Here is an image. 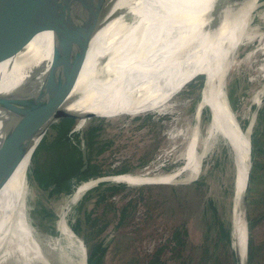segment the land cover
Returning <instances> with one entry per match:
<instances>
[{"label": "rangeland", "instance_id": "1", "mask_svg": "<svg viewBox=\"0 0 264 264\" xmlns=\"http://www.w3.org/2000/svg\"><path fill=\"white\" fill-rule=\"evenodd\" d=\"M255 7L244 17L249 19L247 32H242L236 38L240 33L236 30V34L232 36L235 16L225 23L219 33L212 37L211 33H208L205 45L226 48L232 43L238 44L237 40L240 38L247 42L240 44L235 50V63L226 75L225 92L236 122L242 131L247 133L251 151L253 139L259 149L256 159L260 165H264V75L257 71L264 62V53L256 52L246 59L249 52L264 45V0H259ZM142 17L143 15H138L135 20ZM126 19L130 21L132 16L127 15ZM255 34L261 36L257 37ZM86 70L85 66L79 73L82 74ZM215 71L205 69L201 73L186 75V72L180 70V77H171L172 80L168 82L169 92L154 95L150 100V103L159 101L168 103L166 113L144 111L131 116L124 111H112L111 108L104 107L96 113L100 117L72 123L71 132L80 134L79 149L81 147L90 159L93 171L102 174L97 176L101 179L93 180L97 177L87 179L88 182L98 183L82 194H78L77 191L87 182L86 180L75 183L69 194L49 195L29 174L25 207L27 227L41 243L48 261L43 258H33L34 260L31 258L28 264H77V262L81 264L80 257L85 253L78 237L82 238L84 244L86 238L90 243L96 240L106 245L102 264H146L156 250L160 251V257L166 264H181L182 260L187 261V264H207L200 256V249L196 250L195 247L201 245L212 213L224 227L230 228L231 250H234L232 230L236 204L233 201L236 165L227 142L221 137L209 142L202 154L197 173L186 169L179 175L174 174L186 163L185 151L193 125L196 123L194 114L199 107H202L201 135L205 134L210 112L207 107L205 108L207 87L204 82L206 78H213L216 75ZM76 83L77 81H72L58 104L63 102ZM88 85L90 92L87 99H91L97 91L98 93L87 108L85 96L78 97L75 103L82 102L80 111H95L103 101L99 92L105 88L104 85L101 84L96 90L97 86L92 81L83 84L84 88ZM81 92L76 90V94ZM114 113L116 114L112 115ZM82 122H85V125L80 127ZM54 131L55 129L49 131L47 139L51 138ZM88 133L91 142L87 146ZM77 139L73 138V143L77 144ZM198 147L197 152L201 154L202 145ZM252 157L251 152V162ZM62 160L63 157H59L58 152L53 149L50 151V147H47L32 166L38 168L41 176H45L51 166L54 169H61L59 165ZM122 169L132 175H119L117 172ZM17 174L19 175L18 172ZM114 174H118L119 179L114 177L115 180H112L110 178L113 177H110L102 180L104 176ZM165 174H168V177L162 176ZM254 175L249 184L247 200V219L253 221L250 229L248 226V238L252 237L255 246L254 260L264 264V218L257 219L264 212L262 205L264 169H256ZM109 179L124 183L125 186L119 188L114 196L94 211L93 198L87 200L83 198L101 181ZM209 199L212 201L210 204ZM128 201L130 203L121 215V206ZM60 222H67L72 230L71 236L74 235L73 237L77 239L78 248L70 244L71 237L66 235L61 236L58 247H49L50 241L59 237L56 225ZM180 222L185 223L188 233L186 243L183 246L178 243L173 248L174 242L168 238L172 227ZM70 223L77 227L78 233L72 229ZM99 231L100 234H97ZM85 249L87 253V246ZM27 263L13 253L2 264Z\"/></svg>", "mask_w": 264, "mask_h": 264}, {"label": "bare ground", "instance_id": "2", "mask_svg": "<svg viewBox=\"0 0 264 264\" xmlns=\"http://www.w3.org/2000/svg\"><path fill=\"white\" fill-rule=\"evenodd\" d=\"M219 1L119 0L78 61L71 74L72 81H77V83L63 102L58 104V109L76 111L84 116L89 113L96 114L104 107H109L112 111H124L131 116L144 111H156L163 114L167 112L168 103L162 101L150 103V100L154 95L169 92L168 82L172 80L171 77H180V70L186 72V75H193L201 73L205 69H215L216 75L213 78H206L204 82L207 87L205 108L207 107L210 112V120L205 128V134L204 136L201 135L202 107H199L194 114L196 123L193 125L185 151L186 163L182 169L180 168L174 174L179 175L186 169L194 170L197 173L202 154L209 142L216 137H221L227 142L232 150L236 165L233 198L236 204L233 211L232 243L239 252L240 264H244L247 233L242 198L245 193L250 164V146L247 133L237 127L235 117L227 103L225 79L228 71L235 63L236 48L247 42L240 38L237 40L238 44L232 43L226 48L224 46L217 48L205 45L207 42L206 35L211 33L212 37L219 33L218 31L228 21L224 20L221 24H212L207 19V14ZM258 1L249 0L244 7L247 12L236 15L233 21L235 26L232 36L236 34V30L240 31L236 38L242 32H247L249 19L244 17L256 8ZM127 15L132 16L130 21L126 19ZM138 15H143V17L135 20ZM201 16L204 17L200 19ZM255 35L261 36V34ZM27 48L23 56H17L15 59L0 63V91L11 88L23 76V72L20 73L21 69L25 71L34 67L37 62L50 59V31L36 34L28 43ZM256 52L264 53V45L249 52L246 59H249ZM83 65L86 66L87 70L80 74L79 72L84 68ZM257 71L264 75V62L257 68ZM183 78L184 76L181 77V80ZM90 81L97 86L96 90L101 84L104 85L105 88L99 92L103 101L95 111H80L82 102L75 103L76 99L85 96V108H87L90 107L91 100L98 93L97 91L96 95L87 99L90 86L84 88L83 84ZM71 83L65 88L63 96ZM76 90L82 92L76 94ZM2 112L3 110L0 109V117ZM83 124L85 125V122H82L80 127ZM200 144L202 151L201 154H198L197 148ZM30 152L0 190V262H6L13 253L26 263L31 258H43L48 261L41 243L32 233V230L27 227L24 175L29 164ZM126 174L130 173L119 175ZM119 175L107 178L115 180L114 177ZM162 176L168 177V174ZM124 181L122 180V182ZM96 182L87 181L78 189L77 193L82 194ZM56 228L59 237L50 241V248L58 247L57 245L60 244L58 241L62 235L63 237L65 235L70 236V244L78 248L77 239L73 237L74 235L71 236L72 230L67 222L58 223ZM53 252L55 253V251ZM80 258L81 264H86V254Z\"/></svg>", "mask_w": 264, "mask_h": 264}, {"label": "water", "instance_id": "3", "mask_svg": "<svg viewBox=\"0 0 264 264\" xmlns=\"http://www.w3.org/2000/svg\"><path fill=\"white\" fill-rule=\"evenodd\" d=\"M118 1L0 0V63L23 56L28 49V43L39 32L51 33L50 59L37 62L34 67L25 71L21 69L23 76L11 88L0 91V109L3 110L0 117V190L31 151L24 175L27 185L33 157L49 131L56 125L63 121L100 117L91 113L85 117L76 111L59 110L58 102L65 88L71 83V74L91 39L110 16ZM248 1L220 0L207 14V19L212 24L232 20L237 14L247 12L244 7ZM236 124L242 131L237 122ZM249 146L250 164L242 198L247 233L244 264H247L248 252L247 200L252 164L250 140ZM115 175L118 174L104 176L102 180ZM100 179L101 177H97L93 180ZM78 238L85 249L82 238ZM233 249L235 264H240L239 252L234 245ZM85 254L87 264L86 249ZM2 263L4 262H0Z\"/></svg>", "mask_w": 264, "mask_h": 264}, {"label": "trees", "instance_id": "4", "mask_svg": "<svg viewBox=\"0 0 264 264\" xmlns=\"http://www.w3.org/2000/svg\"><path fill=\"white\" fill-rule=\"evenodd\" d=\"M262 113L263 111L260 112L261 115ZM73 122L74 121H63L60 124L56 125L54 128V134L50 139H47L46 137L43 140L33 157L34 162L39 157L41 152L47 147H50V151L53 149V151L58 152L59 157H63V160L59 165L61 169H54L51 166L45 176H41L38 172V168L31 165L29 174L35 180L36 184L43 190H46L49 195H52L53 193L69 194L73 190V185L75 183H78L81 180H87L91 177L102 175L99 172L93 171V165L90 164V159L86 154H84L81 147L79 149L78 145L81 139H79L78 137L80 134L77 132H71V126ZM89 135L90 133H88V137L86 136L87 146L91 142L88 139L90 138ZM73 138H78L77 144L73 143ZM252 144L253 145L251 152L253 157L250 181L253 180L255 176L254 171L256 169H264V165H260L258 163V160L256 159V155L258 154L259 149L258 147H256L253 139ZM120 172H125V170L122 169L117 173ZM123 186H125L124 183H117L110 180L101 181L96 187L90 190L87 195L84 196L83 200L93 198L92 204L94 206L92 208H94L93 210L95 211L98 206H100L102 203H105L109 198L114 196L115 192H117L118 189ZM208 202L210 204L212 201L209 199ZM129 203L130 202L128 201L125 205L121 206V215L124 213V210ZM262 205L264 206V198L262 200ZM263 218L264 212L257 217L258 220H261ZM252 222V220H248L249 229L251 226H253ZM227 224H229V221L227 222ZM70 226L74 231H76L77 233L79 232L74 224L70 223ZM185 228L186 227L184 222H180L172 227L168 240L174 242L173 248H175L176 244L178 243H180L181 246L185 245V238L188 234ZM101 231H99L97 234H100ZM230 233V228L224 227L212 213V217L209 220L208 225L206 226L201 245L199 247H195L196 250L197 248L200 249V256L205 260V262H207V264L236 263L234 250H231ZM84 240L87 246L88 253L87 264H102L106 245L102 241L98 242L95 240L93 243H90L88 239L85 238ZM222 240H224V242H221ZM254 249L255 246L253 243V239L249 236L247 264H261L254 260ZM146 264H166V262L160 257V251L156 250L152 254V257L146 262ZM181 264H187V261L182 260Z\"/></svg>", "mask_w": 264, "mask_h": 264}]
</instances>
